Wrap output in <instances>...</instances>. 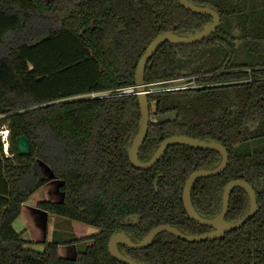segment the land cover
Returning a JSON list of instances; mask_svg holds the SVG:
<instances>
[{
    "label": "trees",
    "instance_id": "1",
    "mask_svg": "<svg viewBox=\"0 0 264 264\" xmlns=\"http://www.w3.org/2000/svg\"><path fill=\"white\" fill-rule=\"evenodd\" d=\"M190 1L214 8L221 23L201 42L162 43L148 63L146 83L171 85L189 69L197 85L148 95L152 116L166 118L150 122L139 158L149 160L175 135L220 142L229 163L196 180V210L216 216L232 180L254 187L259 208L220 239L196 243L162 232L145 249H119L145 264H264V0ZM212 21L178 0H0V130L8 129V143L0 134V264H124L108 249L119 231L140 242L163 224L189 234L211 229L189 217L183 192L189 176L217 167L221 154L175 144L139 169L128 155L141 118L137 95H86L135 85L154 38L195 34ZM21 135L28 156L18 153ZM45 166L62 183L63 199L38 208L100 230L72 239L92 241L73 257L60 254L59 241L36 251L14 227L24 203L52 181ZM249 208L246 191L235 188L226 220Z\"/></svg>",
    "mask_w": 264,
    "mask_h": 264
},
{
    "label": "water",
    "instance_id": "2",
    "mask_svg": "<svg viewBox=\"0 0 264 264\" xmlns=\"http://www.w3.org/2000/svg\"><path fill=\"white\" fill-rule=\"evenodd\" d=\"M178 2L187 10L209 15L213 18V21L205 26L202 30L195 34L191 35H180L175 32H165L158 35L148 46L146 52L141 57L136 71L135 77V85L138 89L137 98L140 105V123L139 128L134 136L131 146L128 150V155L130 162L133 166L139 169H149L153 167L166 153L167 149L175 144L188 145L196 149L200 150H213L221 154L222 160L220 164L215 168L210 169H198L193 172L186 181L184 192H183V203L185 210L189 217H191L195 222L200 225L210 227L211 229L203 232L201 234H189L181 231L175 226L170 224H163L157 226L150 230V232L144 237V239L140 242H135L132 238L125 232L119 231L113 234L108 243L109 253L116 260L124 263V264H145L142 262H138L137 260L125 255L119 249V245H124L125 247L133 250H142L150 245H152L153 241L156 237L162 233L166 232L171 234L181 240L188 242H203L208 240H216L222 238L225 234L235 231L241 228L244 224H246L249 220H251L258 211V201L257 194L254 187L245 180H232L226 184L223 191L222 198V208L221 211L214 217L208 218L202 216L195 208L192 201V188L196 180L200 178L214 177L220 175L227 167L229 163V154L226 147L217 141H203L199 139H195L186 135H175L165 139L154 152L152 157L147 161H142L139 158V152L147 138L149 126L151 122V111H150V103L146 88L145 81V72L148 63L156 53L158 47L164 42H170L172 44L178 45H189L197 42H201L205 38L209 37L220 25L221 16L214 9L209 6H201L195 4L190 0H178ZM17 150L21 156H28L31 154V144L26 135H21L16 140ZM45 172L49 176L50 179L53 180L54 173L52 170L45 166ZM237 187L243 188L250 202V208L248 212L241 217L240 219L232 222H228L226 220V216L229 209L230 197L233 190ZM43 211V210H41ZM47 217V211L43 212ZM135 219H132L134 221ZM126 224H130L129 221H126Z\"/></svg>",
    "mask_w": 264,
    "mask_h": 264
},
{
    "label": "rangeland",
    "instance_id": "3",
    "mask_svg": "<svg viewBox=\"0 0 264 264\" xmlns=\"http://www.w3.org/2000/svg\"><path fill=\"white\" fill-rule=\"evenodd\" d=\"M152 106L154 110L155 103H153ZM165 118L166 116L155 117V116H152L151 114L152 122L161 121ZM0 134L2 135L3 140L7 142L8 136L6 137V135L8 134V129L6 125L1 126ZM6 146L8 145L6 144ZM48 184H46L47 187L40 188L37 192H35L31 196V199L30 198L29 199L31 201L35 199H38V200L45 199L47 201L48 199H53L55 200V202H57L58 200H62L63 199V192L61 190L62 183L59 180L54 179L50 181ZM54 226L57 228L55 236H53L51 233L49 234V236H47V232H46L47 228L51 231V229ZM14 227L16 231L23 233L24 239L31 241V239L35 238L34 232L36 229L35 230L29 229L28 231L27 224L25 222V217L19 216L14 222ZM99 231L100 230L97 227H94L92 225H87V224H84V223H81L75 220H71V219H68V218L53 214V213L52 215H49V217L48 216L43 217L41 214L38 215V232H39L38 240L43 243L46 241H50V242L51 241H61L59 239H65L63 240L64 242H71L72 239L78 240V239L83 238L84 236H90L95 233H98ZM75 233L80 237H77ZM46 236L48 240L46 239ZM87 243H88L87 245H89L92 243V241L89 240L87 241ZM66 244H69V243H66ZM87 245H85V243H78L77 245L78 251H84ZM30 246L33 247L36 251H42L44 248V245L39 242L30 243ZM67 248H68V245H65V248L63 250H67Z\"/></svg>",
    "mask_w": 264,
    "mask_h": 264
},
{
    "label": "crops",
    "instance_id": "4",
    "mask_svg": "<svg viewBox=\"0 0 264 264\" xmlns=\"http://www.w3.org/2000/svg\"><path fill=\"white\" fill-rule=\"evenodd\" d=\"M49 185V184H48ZM43 187H47V185H44ZM42 188V187H41ZM31 199V197H30ZM28 200L26 203H24L23 205V209H22V213L20 215V217H25V222L27 224V229L29 231L30 230H35L34 234H35V238L34 239H31V241L33 243L35 242H39V243H42L41 241L38 240L39 236H38V215L41 214L43 217H46L45 214L43 213V211H41L42 209H39L37 204L40 202V201H47V200H38V199H35V200ZM31 201V202H30ZM48 201H54L53 199H48ZM58 201H61V200H58ZM49 215H52V213L50 212H47V216L49 217ZM53 220V218H52ZM56 230L57 228L54 226L51 231L47 228V236H49V234L51 233L53 236H55L56 234ZM76 234V233H75ZM47 236H46V239H47ZM77 237H80L76 234ZM84 237H87V236H84ZM83 237V238H84ZM49 238V237H48ZM48 240V239H47ZM61 241H59L61 244L59 245V251H60V254L63 256V257H73L76 253H77V244L75 243H69V242H64L63 240L65 239H59ZM69 240V239H68ZM66 243H69V244H66ZM65 245H68V248L67 250H63L65 248ZM71 247V248H70Z\"/></svg>",
    "mask_w": 264,
    "mask_h": 264
},
{
    "label": "built area",
    "instance_id": "5",
    "mask_svg": "<svg viewBox=\"0 0 264 264\" xmlns=\"http://www.w3.org/2000/svg\"><path fill=\"white\" fill-rule=\"evenodd\" d=\"M166 83H170L171 85L167 86H159L158 83H146L147 93L148 95L158 91H169V90H177V89H186L189 87H195L196 84L193 81L185 80H174L169 81ZM138 89L136 85L122 87L116 89L112 92H92L87 97L95 98V97H103V96H130V95H137ZM7 137V135H6Z\"/></svg>",
    "mask_w": 264,
    "mask_h": 264
},
{
    "label": "flooded vegetation",
    "instance_id": "6",
    "mask_svg": "<svg viewBox=\"0 0 264 264\" xmlns=\"http://www.w3.org/2000/svg\"><path fill=\"white\" fill-rule=\"evenodd\" d=\"M197 66V65H196ZM181 78H178V79H175V80H185V79H187V80H189V81H193L194 80V82H195V84H196V76L195 75H191V73H190V70L188 69H186V70H184V71H182L181 72ZM172 81H174V80H172ZM197 85V84H196Z\"/></svg>",
    "mask_w": 264,
    "mask_h": 264
}]
</instances>
